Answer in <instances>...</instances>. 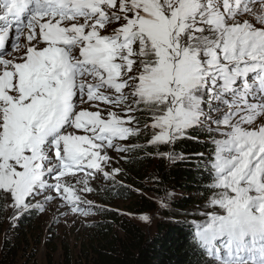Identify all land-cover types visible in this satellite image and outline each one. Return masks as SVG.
Masks as SVG:
<instances>
[{
    "label": "snow or ice",
    "instance_id": "snow-or-ice-1",
    "mask_svg": "<svg viewBox=\"0 0 264 264\" xmlns=\"http://www.w3.org/2000/svg\"><path fill=\"white\" fill-rule=\"evenodd\" d=\"M202 135L209 197L190 246L203 264H264V0H0L5 247L25 218H46L50 242L143 197L127 154L184 163L178 143Z\"/></svg>",
    "mask_w": 264,
    "mask_h": 264
},
{
    "label": "trees",
    "instance_id": "trees-1",
    "mask_svg": "<svg viewBox=\"0 0 264 264\" xmlns=\"http://www.w3.org/2000/svg\"><path fill=\"white\" fill-rule=\"evenodd\" d=\"M195 135V134H193ZM147 135L141 133L130 143L145 145ZM205 138L199 142L190 138L178 143L175 151H182L191 159L184 163L171 164L167 160L156 159L160 163H152L154 156H149L146 149H136L128 153L129 162L121 164L128 170V181H136L135 187L142 188L148 175L159 178L156 183L160 188H167L177 194L169 211H165L152 233H146L137 223L119 218L113 210L110 215H102L99 220L89 226L88 235L79 241L75 257L64 256L65 264H202L203 258L191 246L190 230L187 223L197 217L190 210L209 197L207 191L210 180L203 177L202 161L196 158L201 152H207ZM199 164L200 170H197ZM133 193L128 199H135L138 210H154L155 206L142 197L138 199ZM124 200V199H123ZM37 216L21 221V230L16 234L13 245L5 247L0 232V264L12 263L21 254L22 246L28 249L30 242L40 243L39 235L32 230ZM11 234V233H10ZM25 248H23L24 251ZM67 252V251H66ZM51 253L47 255V263L51 264Z\"/></svg>",
    "mask_w": 264,
    "mask_h": 264
},
{
    "label": "rangeland",
    "instance_id": "rangeland-1",
    "mask_svg": "<svg viewBox=\"0 0 264 264\" xmlns=\"http://www.w3.org/2000/svg\"><path fill=\"white\" fill-rule=\"evenodd\" d=\"M142 127V126H141ZM150 129H145L142 133L148 136ZM135 138H132L128 143L133 141ZM158 157L154 156L152 159V163L155 162ZM167 160V159H164ZM168 161V160H167ZM155 163H160V161H156ZM124 167V165H120ZM148 177H153L152 175H148L146 180L143 182V189H148L142 197L144 200L149 201L155 206L154 210L141 211L136 208L135 199H124L113 202L112 207L113 210L118 214L119 218H124L131 220L138 225H140L146 233H152L156 227V223L159 219L163 218L165 211H169L171 204L168 207L162 208L159 206L158 202L154 201V198L159 195L164 197V189L160 188L156 185V183H152ZM154 178V177H153ZM160 189V192L154 191V189ZM170 191V190H169ZM172 192V191H170ZM173 193V192H172ZM138 199L141 198L140 195L136 194ZM177 197L176 193H173V199ZM202 210H207L206 200L201 201L200 204L193 207L190 211L198 217V214ZM149 213L152 215V219L150 223L140 222L138 218L134 216L127 215V213ZM101 217L97 216L96 220H99ZM191 223V221H190ZM21 225V223H20ZM89 226L81 227L77 225L75 228L69 229L67 227H59L54 228V235L52 236L50 242L46 240L48 235L46 228V218L36 217V220L33 224L32 230L35 231L36 235H39L40 243L35 245L33 241L30 242V247L27 249L25 245L21 248V254L18 258H16L12 263L9 264H48L47 263V255L51 253L53 259H51V264H65L64 256L67 253L69 257H75L78 252L79 241L85 238L89 233ZM18 231H22L21 227H19ZM17 235V234H15ZM23 248L24 251H23ZM67 251V252H66ZM203 264V262H202Z\"/></svg>",
    "mask_w": 264,
    "mask_h": 264
}]
</instances>
